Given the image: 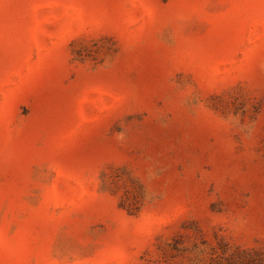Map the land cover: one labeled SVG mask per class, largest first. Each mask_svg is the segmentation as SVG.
<instances>
[{"label": "rangeland", "instance_id": "374dc122", "mask_svg": "<svg viewBox=\"0 0 264 264\" xmlns=\"http://www.w3.org/2000/svg\"><path fill=\"white\" fill-rule=\"evenodd\" d=\"M0 264H264V0H0Z\"/></svg>", "mask_w": 264, "mask_h": 264}]
</instances>
